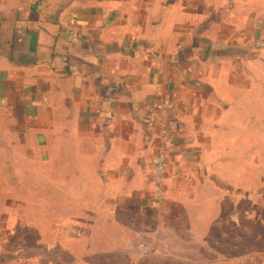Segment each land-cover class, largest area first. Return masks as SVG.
Returning a JSON list of instances; mask_svg holds the SVG:
<instances>
[{
  "label": "crops",
  "instance_id": "crops-1",
  "mask_svg": "<svg viewBox=\"0 0 264 264\" xmlns=\"http://www.w3.org/2000/svg\"><path fill=\"white\" fill-rule=\"evenodd\" d=\"M261 88L264 0H0V264L171 252Z\"/></svg>",
  "mask_w": 264,
  "mask_h": 264
},
{
  "label": "rangeland",
  "instance_id": "rangeland-1",
  "mask_svg": "<svg viewBox=\"0 0 264 264\" xmlns=\"http://www.w3.org/2000/svg\"><path fill=\"white\" fill-rule=\"evenodd\" d=\"M242 112L240 132L225 151L221 186L200 200L190 228L171 252L133 264H264V91H257L255 125ZM224 186V187H223ZM176 234V233H175Z\"/></svg>",
  "mask_w": 264,
  "mask_h": 264
},
{
  "label": "built area",
  "instance_id": "built-area-1",
  "mask_svg": "<svg viewBox=\"0 0 264 264\" xmlns=\"http://www.w3.org/2000/svg\"><path fill=\"white\" fill-rule=\"evenodd\" d=\"M168 162L165 156L158 155L153 158L152 160V171L155 177V181L157 184H162L167 172ZM157 197L163 198L164 194L158 190ZM139 251L141 252L142 256L147 257L153 253V247L148 241H143L138 245Z\"/></svg>",
  "mask_w": 264,
  "mask_h": 264
},
{
  "label": "water",
  "instance_id": "water-1",
  "mask_svg": "<svg viewBox=\"0 0 264 264\" xmlns=\"http://www.w3.org/2000/svg\"><path fill=\"white\" fill-rule=\"evenodd\" d=\"M233 52H235V50H233V49L219 50V49L213 48L211 51V56L212 57H221V56L233 54Z\"/></svg>",
  "mask_w": 264,
  "mask_h": 264
}]
</instances>
